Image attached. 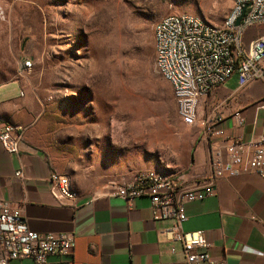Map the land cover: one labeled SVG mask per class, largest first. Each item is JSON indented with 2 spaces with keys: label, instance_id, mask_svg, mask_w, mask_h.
<instances>
[{
  "label": "crops",
  "instance_id": "obj_1",
  "mask_svg": "<svg viewBox=\"0 0 264 264\" xmlns=\"http://www.w3.org/2000/svg\"><path fill=\"white\" fill-rule=\"evenodd\" d=\"M261 36L264 24L244 31L246 43ZM40 37V26L34 28L32 41H24L0 22V122L23 128L15 153L0 145V205L18 209L27 227L38 234L73 237L71 255H51L47 264H183L180 245L162 233L170 222L153 218L147 196L128 202L110 192L138 172H163L177 185L199 186L211 175L210 152L219 150L226 157L234 143L243 145L237 173L217 178L212 196L185 204L181 228L202 231L214 261L264 264V179L245 170L264 129V110H255V104L264 101V81L239 87L233 74L202 100L198 126L185 129L187 135L166 145L161 163L140 159L133 166L104 149L96 154L89 150L73 104L53 100L43 88ZM25 59L31 68L19 71L18 63ZM208 116L221 118L211 133L200 126ZM17 171L21 178L14 176ZM53 173L63 174L72 198H53L49 182ZM9 264L34 263L21 259Z\"/></svg>",
  "mask_w": 264,
  "mask_h": 264
},
{
  "label": "rangeland",
  "instance_id": "obj_2",
  "mask_svg": "<svg viewBox=\"0 0 264 264\" xmlns=\"http://www.w3.org/2000/svg\"><path fill=\"white\" fill-rule=\"evenodd\" d=\"M231 7V0H2L0 22L24 41L40 26L43 88L73 104L89 150L134 166L161 163L166 145L191 127L176 117L171 86L156 72L153 27L174 13L219 27Z\"/></svg>",
  "mask_w": 264,
  "mask_h": 264
},
{
  "label": "built area",
  "instance_id": "obj_3",
  "mask_svg": "<svg viewBox=\"0 0 264 264\" xmlns=\"http://www.w3.org/2000/svg\"><path fill=\"white\" fill-rule=\"evenodd\" d=\"M231 1L232 7L219 27L192 14L174 13L166 15V21L152 29L158 39L154 66L159 76L170 82L176 117L184 125L198 126L197 115L202 100L233 74L237 76L239 87L253 80L264 81V36L251 40L246 46L242 41L248 27L264 24V0ZM245 4L248 6L244 15L235 25ZM30 68L29 59L18 63L19 71ZM255 110H264V101H258ZM220 119L208 116L200 126L205 133H211L213 124ZM22 133L20 125L0 122L3 150L15 153ZM242 147L241 143L230 145L226 157L219 150H212L211 175L199 186L188 188L170 179L153 176L150 172H138L131 180L113 187L110 195L128 202L138 196H147L153 218L170 222L162 233L169 241L180 245L183 264H226L223 260L211 259L208 253L210 243L202 231L184 232L181 226L186 220L185 204L212 196L217 178L237 173L235 165L240 162ZM245 170L264 179V129L253 145ZM14 176L21 178V172H15ZM61 178L63 174L50 175V193L56 200L70 199L61 188ZM73 247L72 236L38 234L27 227L18 209L9 207L7 203L0 205V264L21 259L47 264L49 256H69ZM169 251L174 253V247L171 246Z\"/></svg>",
  "mask_w": 264,
  "mask_h": 264
},
{
  "label": "bare ground",
  "instance_id": "obj_4",
  "mask_svg": "<svg viewBox=\"0 0 264 264\" xmlns=\"http://www.w3.org/2000/svg\"><path fill=\"white\" fill-rule=\"evenodd\" d=\"M165 21H166V17L163 18L162 20H160L156 26H161ZM153 36H154V53L156 55V53L158 52V39H157V35H153ZM168 83L170 84V82H168ZM170 86H171V84H170ZM153 176H156V177L162 178V179H167L163 175H153ZM62 179L63 178H61V188H62L64 194L66 196H68L69 198H72L73 197L72 192L66 187V185H65V183H64V181Z\"/></svg>",
  "mask_w": 264,
  "mask_h": 264
},
{
  "label": "water",
  "instance_id": "obj_5",
  "mask_svg": "<svg viewBox=\"0 0 264 264\" xmlns=\"http://www.w3.org/2000/svg\"><path fill=\"white\" fill-rule=\"evenodd\" d=\"M247 6H248V4H245V5L242 6V12H241L240 16L237 18L235 25H238L239 24L242 16L244 15V12H245V9H246Z\"/></svg>",
  "mask_w": 264,
  "mask_h": 264
},
{
  "label": "trees",
  "instance_id": "obj_6",
  "mask_svg": "<svg viewBox=\"0 0 264 264\" xmlns=\"http://www.w3.org/2000/svg\"><path fill=\"white\" fill-rule=\"evenodd\" d=\"M155 54V53H154Z\"/></svg>",
  "mask_w": 264,
  "mask_h": 264
}]
</instances>
